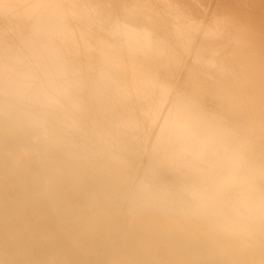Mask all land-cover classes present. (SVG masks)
<instances>
[{
	"label": "bare ground",
	"instance_id": "bare-ground-1",
	"mask_svg": "<svg viewBox=\"0 0 264 264\" xmlns=\"http://www.w3.org/2000/svg\"><path fill=\"white\" fill-rule=\"evenodd\" d=\"M0 264H264V0H0Z\"/></svg>",
	"mask_w": 264,
	"mask_h": 264
}]
</instances>
